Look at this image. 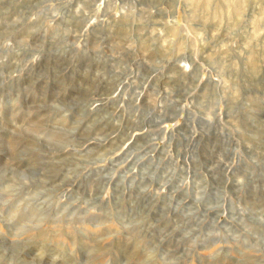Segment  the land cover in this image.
Instances as JSON below:
<instances>
[{
    "label": "rangeland",
    "instance_id": "1",
    "mask_svg": "<svg viewBox=\"0 0 264 264\" xmlns=\"http://www.w3.org/2000/svg\"><path fill=\"white\" fill-rule=\"evenodd\" d=\"M0 264H264V0H0Z\"/></svg>",
    "mask_w": 264,
    "mask_h": 264
}]
</instances>
